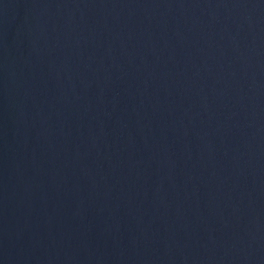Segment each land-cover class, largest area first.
I'll use <instances>...</instances> for the list:
<instances>
[{"label": "water", "instance_id": "water-1", "mask_svg": "<svg viewBox=\"0 0 264 264\" xmlns=\"http://www.w3.org/2000/svg\"><path fill=\"white\" fill-rule=\"evenodd\" d=\"M0 264H264V0H0Z\"/></svg>", "mask_w": 264, "mask_h": 264}]
</instances>
